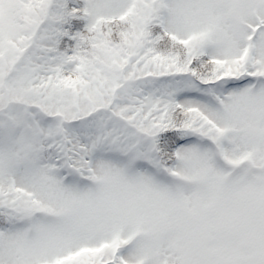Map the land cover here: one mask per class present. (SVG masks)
Returning a JSON list of instances; mask_svg holds the SVG:
<instances>
[{
	"label": "snow or ice",
	"instance_id": "6c2138e0",
	"mask_svg": "<svg viewBox=\"0 0 264 264\" xmlns=\"http://www.w3.org/2000/svg\"><path fill=\"white\" fill-rule=\"evenodd\" d=\"M0 264H264V0H0Z\"/></svg>",
	"mask_w": 264,
	"mask_h": 264
}]
</instances>
